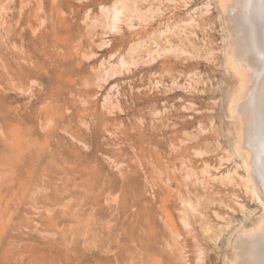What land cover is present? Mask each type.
<instances>
[{
	"label": "rangeland",
	"instance_id": "1",
	"mask_svg": "<svg viewBox=\"0 0 264 264\" xmlns=\"http://www.w3.org/2000/svg\"><path fill=\"white\" fill-rule=\"evenodd\" d=\"M116 1L0 0V264H232L264 214L220 0H128L110 31Z\"/></svg>",
	"mask_w": 264,
	"mask_h": 264
},
{
	"label": "bare ground",
	"instance_id": "2",
	"mask_svg": "<svg viewBox=\"0 0 264 264\" xmlns=\"http://www.w3.org/2000/svg\"><path fill=\"white\" fill-rule=\"evenodd\" d=\"M127 1L118 0L111 7H101V11L107 17L104 26L110 31L115 29L118 31L119 23L122 22L121 17L124 15V11L128 10L126 9L129 5H126ZM219 2L224 12L227 32L229 33V38H227L229 39L228 48L225 52L226 67L233 72L238 81L230 97L228 111L236 120L237 141L235 142V151L241 156L243 166L246 169V175L239 179L242 182L244 181L246 192L250 193L252 198H256V201L264 207V59H261L262 54H264V0H220ZM158 9H156L157 14ZM130 11L134 15H141L145 22L147 20L145 16L148 17V14L156 12L151 8L143 11L135 3L132 4ZM151 16L149 17L151 18ZM175 24L177 25V23ZM171 28L173 27L165 26L160 34L170 33ZM173 48L170 46L166 51ZM175 48L173 50L177 49ZM154 52L157 53L158 51L154 50ZM119 64L124 66L127 61L121 57ZM18 91H22V89L18 88ZM112 97L114 95H106L104 98L105 106L115 108L116 102L111 101ZM112 100L114 101L115 98ZM103 108L105 109V107ZM111 111L112 114L113 111ZM85 126L87 125L85 124ZM72 140L75 141V139ZM117 165L120 166V164ZM190 173L191 171L189 172L188 168L184 173V177L190 178ZM227 174H231V172ZM225 175H222V177ZM229 176L232 178V174ZM224 178H222V181ZM231 178H229L230 183L233 182ZM187 203L193 211L192 203L189 200ZM186 215L181 217L183 224L187 227L190 224L187 220L188 215L187 217ZM254 225L248 229H242L236 236L235 241L233 240L232 249L234 247L235 257L232 264H264V214L257 219ZM205 231L210 230L205 229ZM212 236L209 237L212 238Z\"/></svg>",
	"mask_w": 264,
	"mask_h": 264
},
{
	"label": "snow or ice",
	"instance_id": "3",
	"mask_svg": "<svg viewBox=\"0 0 264 264\" xmlns=\"http://www.w3.org/2000/svg\"><path fill=\"white\" fill-rule=\"evenodd\" d=\"M261 59H264V54H262Z\"/></svg>",
	"mask_w": 264,
	"mask_h": 264
}]
</instances>
